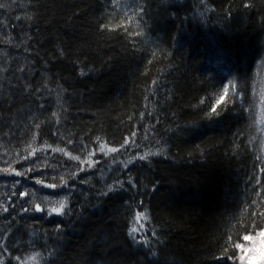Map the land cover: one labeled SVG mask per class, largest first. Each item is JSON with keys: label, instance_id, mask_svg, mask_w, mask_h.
Wrapping results in <instances>:
<instances>
[{"label": "trees", "instance_id": "1", "mask_svg": "<svg viewBox=\"0 0 264 264\" xmlns=\"http://www.w3.org/2000/svg\"><path fill=\"white\" fill-rule=\"evenodd\" d=\"M0 4V168L57 166L0 173L3 264L34 253L38 264H235V245L264 229V0ZM230 82L237 93L218 105ZM213 107L222 115L209 120ZM33 134L34 147L94 152L96 166L51 149L21 159ZM98 136L129 143L105 157ZM61 172H77L68 188L34 183ZM26 189L36 203L68 195L70 214L24 212L13 193ZM139 211L146 243L128 235Z\"/></svg>", "mask_w": 264, "mask_h": 264}, {"label": "snow or ice", "instance_id": "2", "mask_svg": "<svg viewBox=\"0 0 264 264\" xmlns=\"http://www.w3.org/2000/svg\"><path fill=\"white\" fill-rule=\"evenodd\" d=\"M113 4H117L118 0H112ZM245 7H250L249 3H245ZM4 5L0 4V8H3ZM102 27H107L102 26ZM116 26L114 25L113 28ZM142 32H136L134 35H142ZM86 73L82 70L80 75H85ZM155 84L156 82L153 81ZM232 93L233 98L235 94L237 93V86L235 83L229 84V86L225 87L223 89V94H221L218 99H217V104H221L222 101L225 102V107L227 104V101H225V95ZM264 99V98H262ZM201 103H204L202 100ZM52 115L54 117L58 116V113L53 112ZM222 115V109H218L216 107H213L211 111L207 114V118L209 120L213 118H218ZM58 122V121H57ZM36 128H40V124H36ZM135 133H133V136ZM36 134H33L31 138V142L28 143V148L30 151L27 152L26 156L20 157L21 159L24 160H30L34 156H36L37 153L45 152L47 149H51L53 153H61L63 156L68 157L72 161H78L79 162V171H87L88 169H92L96 166L97 161L93 160V156L95 155L94 152H87V156L85 159H81L79 155H72L71 152L66 151L65 148L63 147H53L51 144H49L47 141L44 142V144L40 147H34L33 144L36 140ZM96 141L99 143V148L98 151L100 153H103L105 157H108L110 154L118 153L121 149L125 147L129 143L128 140H125L124 144L120 146V149L116 147H109L107 144L103 143L101 141V137H96ZM71 142V141H69ZM133 144H135V141H132ZM138 147V145H137ZM163 150H159L156 152L148 151L143 153L142 155H139L138 157L133 156L132 158L128 159L127 161L124 162L125 168H127L128 165L132 164L135 160L139 159L140 161H146L150 156H159L161 155ZM48 157L45 156L43 160H40L39 157L35 161H33L32 167L24 169L23 171H17L15 168L11 167V161H8V167L0 168V173H4L7 175H15L17 177L20 176H27L29 172H36L37 170L41 168H52L54 171L57 170V166L55 164H49L47 162ZM114 160V157H113ZM77 172H70L65 175V173L61 172L58 176H53L52 182H46V178L41 176L34 178V183L36 185H40L44 188H49V189H59V188H68L69 187V180H74L76 179ZM88 181L85 180L84 183H87ZM131 183V181H130ZM20 184L19 180L13 181V187L15 188L17 185ZM120 187L122 188L123 185L120 184ZM113 186L109 185L107 192L102 193V195H107L108 193L112 192ZM13 195H18L21 200H23L24 203L28 204L29 207L24 208V212H32L35 211L36 213H45L47 216L51 217L53 215L55 216H66L69 215L71 212V209L69 208V196L64 195L60 197L59 199H52L51 196L49 195H43L41 197V203H36L34 200H29L26 199L29 196H34L35 193L30 190L26 189L24 191H20L19 193H13ZM0 211L2 212H7L8 207H5L4 204H0ZM261 219H264V213H261ZM149 221V216L146 212L144 211H139L135 214L134 217V224L133 226L129 229L128 235L129 237L136 243H146V238H138L137 233L143 232L145 229V222ZM244 240L251 241L253 244V247L251 249L248 248H241V245L237 244L235 247L241 248L242 253H245V255L240 256V260L243 262V264H247L248 261L257 259L260 261V264H264V231H261L259 233V253L257 252V244L256 240L257 238L251 237V236H244ZM4 245L0 244V248H3ZM39 253H34L33 255L27 257L25 260L21 261V264H38V257ZM20 259V258H17ZM0 264H3V261L0 260Z\"/></svg>", "mask_w": 264, "mask_h": 264}, {"label": "rangeland", "instance_id": "3", "mask_svg": "<svg viewBox=\"0 0 264 264\" xmlns=\"http://www.w3.org/2000/svg\"><path fill=\"white\" fill-rule=\"evenodd\" d=\"M261 231H264L261 230ZM259 231L258 233H256L255 235H252L251 237H255L257 238L256 240V244H257V249L259 248V233L261 232ZM253 247V244L251 241H247V240H244V243L241 245V248H248V249H251ZM241 248H238V256H237V259H236V262L235 264H243V262L239 259L241 255H245V253H242L241 251ZM259 249L257 250V252L259 253ZM247 264H260V261L257 260V259H253V260H250L247 262Z\"/></svg>", "mask_w": 264, "mask_h": 264}]
</instances>
